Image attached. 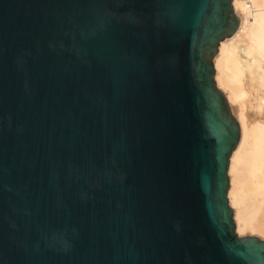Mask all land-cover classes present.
<instances>
[{
  "label": "water",
  "instance_id": "95a60500",
  "mask_svg": "<svg viewBox=\"0 0 264 264\" xmlns=\"http://www.w3.org/2000/svg\"><path fill=\"white\" fill-rule=\"evenodd\" d=\"M231 1L0 0V264H264L226 196Z\"/></svg>",
  "mask_w": 264,
  "mask_h": 264
},
{
  "label": "bare ground",
  "instance_id": "6f19581e",
  "mask_svg": "<svg viewBox=\"0 0 264 264\" xmlns=\"http://www.w3.org/2000/svg\"><path fill=\"white\" fill-rule=\"evenodd\" d=\"M239 18L214 57V80L235 116L237 143L228 160L227 201L235 232L264 236V0H232Z\"/></svg>",
  "mask_w": 264,
  "mask_h": 264
},
{
  "label": "rangeland",
  "instance_id": "374dc122",
  "mask_svg": "<svg viewBox=\"0 0 264 264\" xmlns=\"http://www.w3.org/2000/svg\"><path fill=\"white\" fill-rule=\"evenodd\" d=\"M231 8H232V11H233V14H234V16H236L237 18H238V16L236 15V13H235V11H234V9H233V7H232V4H231ZM238 23H239V18H238ZM238 26V25H237ZM237 29V28H236ZM235 29V30H236ZM235 32V31H234ZM233 32V33H234ZM232 33V34H233ZM231 34V35H232ZM230 35V36H231ZM224 39V38H223ZM221 41V40H220ZM218 47V46H217ZM216 55V54H215ZM215 55L212 57V59H211V61H212V67H213V61H214V57H215ZM213 69H214V67H213ZM214 74H215V72L213 73V80H214ZM214 84H215V87H216V89L217 90H219L218 88H217V86H216V83H215V80H214ZM221 93H222V95L224 96V98H225V101H226V103H227V106H228V109H229V112H230V114L232 115V117L235 119V116H234V114H233V112H232V110H231V108H230V106H229V103H228V101H227V99H226V97H225V95H224V93L221 91V90H219ZM235 121H236V119H235ZM236 123H237V121H236ZM238 125V124H237ZM231 209V208H230ZM232 210V209H231ZM232 220H233V218H232ZM233 223H234V221H233ZM234 231H235V224H234ZM235 234H236V236L237 237H245V236H251V237H255V238H258L259 240H261V241H263L264 242V236L263 235H256V234H245V235H238L236 232H235Z\"/></svg>",
  "mask_w": 264,
  "mask_h": 264
}]
</instances>
